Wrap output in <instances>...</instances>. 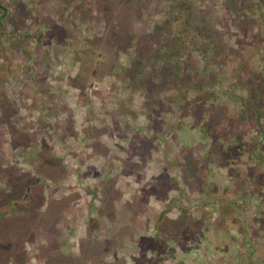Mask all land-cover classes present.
<instances>
[{
    "label": "rangeland",
    "instance_id": "obj_1",
    "mask_svg": "<svg viewBox=\"0 0 264 264\" xmlns=\"http://www.w3.org/2000/svg\"><path fill=\"white\" fill-rule=\"evenodd\" d=\"M187 1L0 0V264H264V0Z\"/></svg>",
    "mask_w": 264,
    "mask_h": 264
},
{
    "label": "trees",
    "instance_id": "obj_2",
    "mask_svg": "<svg viewBox=\"0 0 264 264\" xmlns=\"http://www.w3.org/2000/svg\"><path fill=\"white\" fill-rule=\"evenodd\" d=\"M172 1L174 2V1H177V0H172ZM173 2H172V8H171V11H172L171 16L177 22L178 27H180V26L182 27L184 25L185 26H190L189 20H190L191 17L189 15H190V12H191V3H189V1L182 2L180 4H178L177 2H174V3ZM198 27H200V26L191 27V29L196 31V39H202L203 41L208 40V38H207L208 36L207 35L206 36H202V38H201V30H198ZM188 30H190V29H188ZM205 51L206 52H210L208 50V48H205ZM150 52L151 51L142 52L140 54V56H141L140 59L152 56L153 54L150 53ZM165 60H169V59L165 58ZM171 72H172L171 75L174 76L176 79L179 77V75H178V73L176 71H171ZM255 85H256V87L253 90V93H254L253 97L248 96L247 99H245V100L241 99L239 101H240V103L242 105L243 111L246 112V113H249L252 116H254L255 121L259 122L260 119L264 118V100H263L262 95H261L262 89L264 87V77L259 79V81H257L255 83ZM192 86L196 87V89H198V90H202L204 88L209 87L210 84H209V82H203V83L197 82V83H194ZM244 88L247 89V86H244ZM248 91H249V94H250V89L249 88H248ZM262 133L263 132L259 130V138H260V136H262ZM182 138H183V140H182L183 142H180V143H182L181 145L185 146V147L189 146L190 143H188L187 140H185L184 137H182ZM257 142L259 143V141H257ZM258 143H256V145H258ZM256 145H254V146L256 147ZM206 199L208 200L209 196L208 197L206 196ZM219 201L221 202L222 209H224V207H226V206H229V207H233L234 206V202L231 201V200H228L227 198L221 197L219 199ZM228 209L229 208H226V210H228ZM237 209L234 208V211H237ZM227 242H228V240L225 242V244ZM221 247H222L221 248V250H222L224 246H221ZM58 251H59V256L56 258L57 260L55 259V261L57 263H59V264H67V262L70 259L64 258L65 254H66V251H67L66 248L62 246ZM14 257H15V255L12 256L11 259L15 260ZM64 262H66V263H64Z\"/></svg>",
    "mask_w": 264,
    "mask_h": 264
}]
</instances>
